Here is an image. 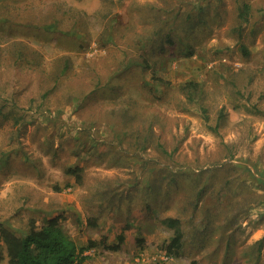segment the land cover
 Listing matches in <instances>:
<instances>
[{
	"label": "rangeland",
	"instance_id": "rangeland-1",
	"mask_svg": "<svg viewBox=\"0 0 264 264\" xmlns=\"http://www.w3.org/2000/svg\"><path fill=\"white\" fill-rule=\"evenodd\" d=\"M53 216L87 264H264V0H0V225Z\"/></svg>",
	"mask_w": 264,
	"mask_h": 264
},
{
	"label": "trees",
	"instance_id": "trees-1",
	"mask_svg": "<svg viewBox=\"0 0 264 264\" xmlns=\"http://www.w3.org/2000/svg\"><path fill=\"white\" fill-rule=\"evenodd\" d=\"M250 5L243 3L239 7V15L243 21L249 19ZM245 48V47H243ZM131 64V63H130ZM148 67L147 58H143L141 63ZM156 80L163 81L162 78L153 76ZM188 97H192L198 89L196 82L188 81L182 84ZM216 129V127H214ZM78 178L80 168L69 167L67 169ZM162 223L173 230L169 242L165 245L167 254L176 253L181 247L183 229L180 225V218L168 215L162 219ZM122 240V237H119ZM98 243L110 249H117L118 244L108 245L105 241L90 239L86 244L80 245L73 240L60 225L58 217L48 218L41 226L30 221V227L26 234L17 235L10 229L0 225V247L4 246L7 264H87L89 254L87 251L95 247ZM2 252L0 249V257ZM154 264H160L158 262Z\"/></svg>",
	"mask_w": 264,
	"mask_h": 264
}]
</instances>
